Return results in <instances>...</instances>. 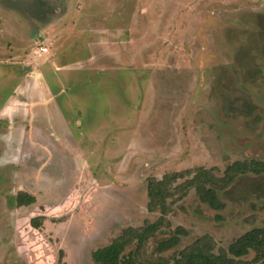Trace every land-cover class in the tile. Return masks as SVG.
I'll use <instances>...</instances> for the list:
<instances>
[{
	"label": "rangeland",
	"instance_id": "rangeland-1",
	"mask_svg": "<svg viewBox=\"0 0 264 264\" xmlns=\"http://www.w3.org/2000/svg\"><path fill=\"white\" fill-rule=\"evenodd\" d=\"M254 161L264 0H0V264H142L134 246L112 260L127 228L161 217L151 179L223 178ZM218 195L214 211L190 191L148 253L179 227L188 235L168 260L205 236L218 253L264 228V174Z\"/></svg>",
	"mask_w": 264,
	"mask_h": 264
},
{
	"label": "trees",
	"instance_id": "trees-1",
	"mask_svg": "<svg viewBox=\"0 0 264 264\" xmlns=\"http://www.w3.org/2000/svg\"><path fill=\"white\" fill-rule=\"evenodd\" d=\"M248 173L264 174V162H237L226 170L223 178H218L211 170L199 168L196 171L168 174L162 180L151 179L148 184L150 200L148 210L151 213L160 210L161 217L155 223L127 228L117 241L118 254H114L112 261L122 256L128 246H134V252L142 264H264V228L247 232L228 250L221 249L218 253H215L216 244L212 237L205 236L185 248L173 260H168L164 254L178 248L181 239L188 235L184 228L179 227L175 235L161 241L152 254H149L147 250L150 241L166 226V220L173 212L175 205L186 198L190 191L195 190L201 203L208 205L214 211H221L225 209V204L219 198V190L230 186L237 176ZM187 176L192 178L177 185L179 180ZM19 202L27 206L34 204L35 199L24 196L19 198ZM251 252L259 255L250 263L242 261V258L249 256ZM104 257L103 254L98 260Z\"/></svg>",
	"mask_w": 264,
	"mask_h": 264
},
{
	"label": "crops",
	"instance_id": "crops-1",
	"mask_svg": "<svg viewBox=\"0 0 264 264\" xmlns=\"http://www.w3.org/2000/svg\"><path fill=\"white\" fill-rule=\"evenodd\" d=\"M47 49L49 50V48H47ZM30 76L33 77V78H36V77L38 76L37 71H35V72L32 71V72L30 73ZM46 101L48 102V104H52V103H53V96H52V94H50V93L47 92ZM12 102H13V101H12ZM12 102H9V103L6 105V107H5V109H4L5 113H6V112H9V111H11V110H12V112L15 111L14 109L16 108V105H17V104L14 105V103H12ZM18 108H19V107H18ZM22 109L27 110V112H28L29 105H23Z\"/></svg>",
	"mask_w": 264,
	"mask_h": 264
},
{
	"label": "built area",
	"instance_id": "built-area-1",
	"mask_svg": "<svg viewBox=\"0 0 264 264\" xmlns=\"http://www.w3.org/2000/svg\"><path fill=\"white\" fill-rule=\"evenodd\" d=\"M41 50H42V52H47V51H48L47 48H43V49H41Z\"/></svg>",
	"mask_w": 264,
	"mask_h": 264
}]
</instances>
